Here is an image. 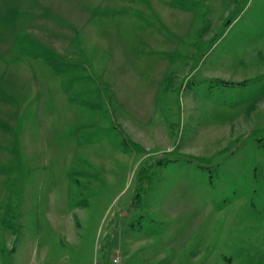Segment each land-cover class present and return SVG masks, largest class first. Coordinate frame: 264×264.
<instances>
[{"label": "rangeland", "instance_id": "obj_1", "mask_svg": "<svg viewBox=\"0 0 264 264\" xmlns=\"http://www.w3.org/2000/svg\"><path fill=\"white\" fill-rule=\"evenodd\" d=\"M116 251L264 264V0H0V264Z\"/></svg>", "mask_w": 264, "mask_h": 264}, {"label": "built area", "instance_id": "obj_2", "mask_svg": "<svg viewBox=\"0 0 264 264\" xmlns=\"http://www.w3.org/2000/svg\"><path fill=\"white\" fill-rule=\"evenodd\" d=\"M107 264H124L121 253L113 252Z\"/></svg>", "mask_w": 264, "mask_h": 264}, {"label": "trees", "instance_id": "obj_3", "mask_svg": "<svg viewBox=\"0 0 264 264\" xmlns=\"http://www.w3.org/2000/svg\"><path fill=\"white\" fill-rule=\"evenodd\" d=\"M106 253H107V252H106ZM106 253H104V254H105V257H106L105 261H107V260H108V259H107L108 255H106Z\"/></svg>", "mask_w": 264, "mask_h": 264}, {"label": "crops", "instance_id": "obj_4", "mask_svg": "<svg viewBox=\"0 0 264 264\" xmlns=\"http://www.w3.org/2000/svg\"><path fill=\"white\" fill-rule=\"evenodd\" d=\"M127 264H129V262H127Z\"/></svg>", "mask_w": 264, "mask_h": 264}, {"label": "bare ground", "instance_id": "obj_5", "mask_svg": "<svg viewBox=\"0 0 264 264\" xmlns=\"http://www.w3.org/2000/svg\"><path fill=\"white\" fill-rule=\"evenodd\" d=\"M183 263V262H182Z\"/></svg>", "mask_w": 264, "mask_h": 264}]
</instances>
